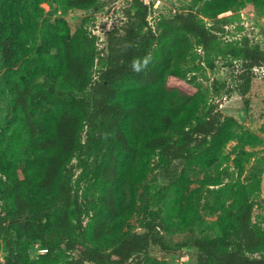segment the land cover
<instances>
[{"label": "rangeland", "instance_id": "1", "mask_svg": "<svg viewBox=\"0 0 264 264\" xmlns=\"http://www.w3.org/2000/svg\"><path fill=\"white\" fill-rule=\"evenodd\" d=\"M131 1L99 0L89 8L76 9L66 8L57 0H0L1 165L23 176L21 141L27 137L28 129L22 114L13 108L12 83L36 75L35 93L30 98V111L35 118L56 112L65 98L90 97L101 78L102 63L95 59L91 81L85 89L67 88L56 59L59 36L65 34L81 42L84 36L96 34L97 45L102 49L107 32L126 19L125 10ZM142 1L149 6L148 22L155 30L176 12H194L208 25L220 20L223 28L209 48L193 38L180 64L181 77L171 80L188 95L192 110L188 128L218 113L220 130L208 138L209 143L195 147L188 158L168 164L154 154L147 175L139 184L135 210L121 222L123 236L155 226L153 233L158 242L144 256L147 264H200L195 239L202 235L218 237L224 245L234 246L236 237L229 231L234 212L246 204L252 205L253 225L264 232V73L246 67L244 54L246 46L264 50V0ZM220 1L233 6L214 16ZM11 31L15 34V54L9 68L2 41ZM158 45L159 41L151 46L152 56ZM37 68L40 69L36 74ZM109 146L107 138L86 144L63 172V181L71 184L73 200L81 204L82 227L73 234L53 227L57 196L39 198H46L40 216L53 246L52 255L58 258L52 264H67L78 256L81 245L109 252L116 244L100 245L93 237L100 169L108 159ZM25 194L31 196L30 191ZM15 196L16 190L0 172V214L6 218L7 227L0 231V262L5 261L10 244L22 247L26 239L11 221L16 215ZM48 250L38 238L30 239L28 251L32 259H39Z\"/></svg>", "mask_w": 264, "mask_h": 264}, {"label": "trees", "instance_id": "2", "mask_svg": "<svg viewBox=\"0 0 264 264\" xmlns=\"http://www.w3.org/2000/svg\"><path fill=\"white\" fill-rule=\"evenodd\" d=\"M57 1L66 8L76 9H86L99 2ZM217 5L214 16L233 6L222 1ZM148 13L147 4L132 0L125 10L126 19L107 32L106 46L102 49L97 45L96 34L84 36L81 42L65 34L59 36L56 59L67 88L85 89L90 84L95 59L102 63L101 78L94 84L90 97L65 98L56 112L35 118L30 111V98L35 93L36 75L12 83L13 108L22 114L28 129L27 137L21 141L23 176L15 175L1 164L0 172L16 190V215L11 221L26 239L22 247L10 244L8 255L0 264H52L58 259L52 255L53 246L48 242L46 225L40 216L46 198L43 201L39 198L57 196L54 202L57 207L52 212L56 230L71 235L82 227L81 204L73 200L71 184L63 181V172L83 146L103 138L110 142V151L100 169L99 208L93 237L100 245L116 244L109 252L81 245L77 248L78 256L67 264H147L144 256L158 242L153 233L155 226L148 225L144 232L123 236L121 222L135 210L139 184L146 177L154 154L168 164L188 158L195 147L209 143L208 138L215 137L220 130L218 113L188 128L192 114L188 95L171 80L181 77L180 64L193 38L209 48L223 29L220 20L208 25L194 12H176L155 30L149 26ZM157 41L159 45L152 56L150 48ZM2 44L5 63L11 68L15 54L13 31ZM244 54L246 67L264 65V50L246 46ZM148 55L152 57L148 66L135 72L132 62L142 61ZM29 191L30 197L25 194ZM252 210V205L246 204L234 212L229 230L236 237L234 246L224 245L218 237L202 235L195 239L200 264L210 261L264 264V232L253 225ZM5 223L6 218L0 214V231H6ZM31 238H38L49 249L39 259L30 257ZM160 242L165 247L163 240Z\"/></svg>", "mask_w": 264, "mask_h": 264}, {"label": "clouds", "instance_id": "3", "mask_svg": "<svg viewBox=\"0 0 264 264\" xmlns=\"http://www.w3.org/2000/svg\"><path fill=\"white\" fill-rule=\"evenodd\" d=\"M151 59H152L151 55H148V56L144 57L142 61L140 59L134 60L132 62L133 70L137 73L141 72L143 69H145L148 66Z\"/></svg>", "mask_w": 264, "mask_h": 264}, {"label": "built area", "instance_id": "4", "mask_svg": "<svg viewBox=\"0 0 264 264\" xmlns=\"http://www.w3.org/2000/svg\"><path fill=\"white\" fill-rule=\"evenodd\" d=\"M254 70L258 73V72H260V73H264V65H261V66H257V67H255L254 68Z\"/></svg>", "mask_w": 264, "mask_h": 264}]
</instances>
